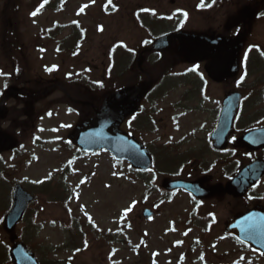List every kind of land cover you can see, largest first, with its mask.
<instances>
[{"label": "rangeland", "instance_id": "374dc122", "mask_svg": "<svg viewBox=\"0 0 264 264\" xmlns=\"http://www.w3.org/2000/svg\"><path fill=\"white\" fill-rule=\"evenodd\" d=\"M21 1L23 7L16 32L20 43L26 48L32 79L50 87L57 80L70 85L76 80L102 85L98 87V94L93 101L103 96L102 92H110L113 87V83L104 81L106 68L111 64V50L115 46L126 45L129 49H135L131 52H138L143 40L151 37L139 27L134 17V11L140 9V5L152 13L154 9L157 15L190 10L189 22L183 27L189 33L206 32L212 27L211 19H215L223 29L230 27L235 11L239 8L233 0H225L221 10L215 6L204 17L209 11L199 12L195 9L199 0H113L110 3L107 0H59L55 8V2L48 4L53 0ZM114 2L119 3L117 9L111 11L110 6H115ZM4 5L5 0H0V14ZM76 22L84 29L85 38L79 52L74 54L75 50L63 47L73 43L68 26ZM1 23L0 17V72L6 74L0 75V93H3L0 101L13 86L11 61L2 49ZM174 24L171 22L169 25ZM58 25L65 27L64 31H55ZM68 36L69 39L64 42ZM250 41L264 48V17L254 22ZM59 45L62 52L58 51ZM120 53L118 51L117 55ZM129 55L135 57L136 54ZM131 64L129 70L132 73L135 72V60ZM187 67V64L179 65L176 73L183 72ZM48 68L54 70L48 72ZM172 82L167 84L164 98L159 99V94L152 96L149 103L151 107H146L147 113L153 118L151 128L137 131L133 123L131 132L142 143L153 148L171 145L168 149L172 155H167L173 158L183 159L182 155L192 158L193 155L203 158V165L210 162L209 165L214 166L212 183H217L222 173L215 165V158L209 157L205 143L215 123L216 110L226 91L233 89L234 82L226 85L210 83L202 94L201 82H190L176 88ZM18 87L22 88L21 85ZM103 88L105 90L100 91ZM63 95L64 92L58 88L42 100L26 102L27 105L9 100L5 107L9 114L15 109L19 118L1 123V130L17 136L23 145L15 157L6 153L2 158L0 170L10 173L6 177L13 179L11 183H22L30 189L28 185H37L54 177L55 181L66 182L62 187H66L67 194L68 188L74 193L72 199L70 197L61 204L46 202V199L39 197L38 203L31 208L36 214L18 226L15 234L19 239L25 234L30 248L35 249L38 257L47 263L74 256L75 260L70 264H264L257 254L243 250L230 240L221 239L224 222L239 209V205L229 197L209 202L207 207L200 210L205 216L214 212L216 226L212 234H203L194 227L185 228L190 199L182 193L160 204L153 219H142V209L164 196L163 193H155L151 198L144 199L145 189L149 186L159 189L157 186L166 176L159 174L155 178L146 175L142 181L128 177L125 179L127 165L117 170L106 153L98 154L93 159L74 156V151L66 146L65 141L80 119L62 101ZM27 106L28 113L25 112ZM262 109L264 104L261 103L256 110ZM123 129L126 131V126ZM190 162L193 168L194 161ZM6 189L10 187L0 182L1 196L5 195ZM254 194L264 200V184ZM203 209H206L205 213ZM2 217L3 213L0 214V246H4L3 240L9 241V236L2 231ZM79 221L83 225L80 229L88 233L89 244L85 251L81 249L75 252L68 249V237L72 226ZM87 222L109 234L117 233V241L107 242L105 235L93 233Z\"/></svg>", "mask_w": 264, "mask_h": 264}, {"label": "water", "instance_id": "95a60500", "mask_svg": "<svg viewBox=\"0 0 264 264\" xmlns=\"http://www.w3.org/2000/svg\"><path fill=\"white\" fill-rule=\"evenodd\" d=\"M243 22L252 20L255 16L253 8H244L241 12ZM224 40H208L200 37H188L182 34L170 35L163 41L158 43L157 48L163 47L171 41L179 42V51L190 63L202 62L210 60L206 66L209 76L216 82H222L226 78L233 77L236 74L235 60L238 52L242 48V38ZM141 60L139 61V65ZM149 89V84L134 86L122 89L109 96L100 112L96 113V117L91 121L78 127L73 136L72 144L80 148L85 153H93L97 150L106 148L114 156L118 162L128 161L134 169L144 170L149 167L150 158L146 151L135 140L121 135L119 125L124 118L133 114L138 107L139 102ZM20 93L11 88L6 96L18 97ZM239 108V97L235 94L229 96L225 101L222 122L219 124L215 138L218 140L216 147L223 148L225 143L223 139L232 132L234 121ZM6 111L0 107V120L4 119ZM238 144L246 146L249 151L264 148V129L250 132L243 136ZM16 141L0 132V154L13 150L16 147ZM264 175V164L256 162L244 169L239 176L228 183L225 188L218 186L211 191L199 189L201 182L192 184V187L186 185H177L184 188H191L198 197L210 196L214 193H229L235 196H243L247 190L255 185V183ZM199 193V194H198ZM33 197L17 186L13 191V207L5 218V230L13 232L15 226L21 220L28 205L33 201ZM264 213V210H261ZM260 223L246 224L243 226L245 235H258ZM233 229V224L229 226V230ZM234 231H231L233 233ZM11 257L16 264H37L33 256L28 253L22 245H16L11 251Z\"/></svg>", "mask_w": 264, "mask_h": 264}, {"label": "trees", "instance_id": "16d2710c", "mask_svg": "<svg viewBox=\"0 0 264 264\" xmlns=\"http://www.w3.org/2000/svg\"><path fill=\"white\" fill-rule=\"evenodd\" d=\"M239 5H242L244 3H252L254 1L258 0H237ZM21 8V0H6L4 8L0 14L1 21H2V34H1V39H2V44H3V51L6 55V58L11 61L12 66L14 67V70L17 72H20L17 74L15 72V79L14 83H21L23 82L24 85L28 88L29 86L31 87L32 85L35 87L33 81L30 79V74L28 70V61L26 59V49L24 46L20 43L18 39V35L16 32V27L18 24V18H19V12ZM263 9H264V4H263ZM68 50H73V44H68L67 45ZM161 63H167L165 67H160L162 71H167L168 69L171 68L170 62L167 59V56L164 54ZM138 76H134V78H130L127 81L131 80L133 81L134 79L136 82H138ZM142 80V79H141ZM28 81V83H27ZM119 84V83H118ZM262 84V81L258 84L257 87H251L247 93L249 95L251 92L257 95V92H262L259 89H257L260 85ZM14 113L11 112L10 114V120H13L14 118ZM148 120V127H150V116H147L141 112L137 117H136V122L135 126L137 130H142L144 128V124L146 123L145 121ZM152 120V118H151ZM6 185L4 181H1ZM7 182H9L7 180ZM10 189H6V197L5 200L2 199V196L0 197V201L2 202H7V205L10 203ZM3 192H5V189H3ZM33 192H35L33 190ZM38 192V191H37ZM41 196L47 197L48 200H54V198H57L58 191L57 189H48V187L43 186L42 189H40V192H38ZM1 204V203H0ZM7 205H2L0 206L2 210H5ZM9 206V205H8ZM1 212V211H0ZM30 214V213H29Z\"/></svg>", "mask_w": 264, "mask_h": 264}, {"label": "snow or ice", "instance_id": "6c2138e0", "mask_svg": "<svg viewBox=\"0 0 264 264\" xmlns=\"http://www.w3.org/2000/svg\"><path fill=\"white\" fill-rule=\"evenodd\" d=\"M111 2V0H109V3ZM215 2V0H212V3H214ZM211 7L212 6V4H206V3H204L203 2V0H202V3L200 4V7L201 8H204V7ZM184 15H187L186 13H184ZM124 47H126V45H123ZM129 51H132L131 49H129ZM54 69H52V68H48V69H46V71H48V72H51V71H53ZM189 71H196V69L195 68H193V69H189ZM0 75H6V74H4V73H2V72H0ZM69 78H71V76H69ZM102 86V85H101ZM4 87L5 88H7V85H4ZM3 93H0V95H2ZM89 220H91V217H89Z\"/></svg>", "mask_w": 264, "mask_h": 264}]
</instances>
